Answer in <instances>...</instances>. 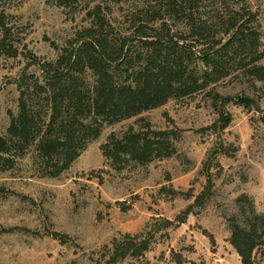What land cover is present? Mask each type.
<instances>
[{
	"label": "rangeland",
	"instance_id": "rangeland-1",
	"mask_svg": "<svg viewBox=\"0 0 264 264\" xmlns=\"http://www.w3.org/2000/svg\"><path fill=\"white\" fill-rule=\"evenodd\" d=\"M99 2L117 22L140 4ZM6 6L11 20L24 31L26 47L16 57H0L2 135L10 124V111L18 113L22 75L42 76L34 60H55L76 31L90 23L87 0H72L66 7L57 0H9ZM192 9L218 28L233 10L249 9L264 51V0H203ZM259 63L264 64V58ZM217 93L253 97L259 109L234 101L217 105ZM222 114L232 118L225 130L213 127ZM145 121L155 129L177 130L176 151L145 164L112 166L101 145L112 132L121 135L131 125L141 129ZM35 155L31 147L13 168L0 171V264H111L107 256L113 240L139 233L152 237L145 253L151 264H242L229 240V218L238 214L237 199L244 193L258 212H264L262 82L243 74L228 77L204 91L105 124L58 177L42 175ZM208 174L213 180L211 195L194 205L185 223L162 228V218L175 219L195 203ZM177 254L183 256L182 263L176 261ZM258 262L264 264V256L258 255Z\"/></svg>",
	"mask_w": 264,
	"mask_h": 264
},
{
	"label": "trees",
	"instance_id": "trees-1",
	"mask_svg": "<svg viewBox=\"0 0 264 264\" xmlns=\"http://www.w3.org/2000/svg\"><path fill=\"white\" fill-rule=\"evenodd\" d=\"M7 1L0 0V57H16L26 47L25 34L11 20ZM70 1L57 3L66 7ZM200 1L140 0L117 22L99 0H87L89 25L76 31L55 60H34L42 76L24 73L20 78L18 113L10 111L6 134H0V171L13 168L16 159L33 147L42 175L58 177L105 124L204 91L228 77L246 75L262 82L264 91V64L259 63L264 58L262 38L249 9L233 10L218 28L215 22L194 15L192 7ZM214 101L223 107L234 101L259 109L247 95L217 93ZM231 121L229 114H222L213 127L225 130ZM177 138V130L155 129L145 121L141 129L131 125L121 135L112 132L101 150L112 166L121 169L170 157ZM212 187L208 174L195 203L175 219L162 218L161 227L185 223L194 205L211 195ZM237 202L238 214L229 218L230 243L242 264H259L258 255L264 256V212H258L245 193ZM151 243L152 237L143 233L115 238L107 262L131 258V264H151L145 255ZM176 256L182 263L183 256Z\"/></svg>",
	"mask_w": 264,
	"mask_h": 264
}]
</instances>
